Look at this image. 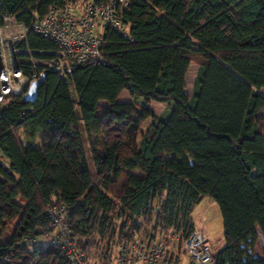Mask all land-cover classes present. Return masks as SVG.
I'll return each mask as SVG.
<instances>
[{"label":"trees","instance_id":"1","mask_svg":"<svg viewBox=\"0 0 264 264\" xmlns=\"http://www.w3.org/2000/svg\"><path fill=\"white\" fill-rule=\"evenodd\" d=\"M82 1L0 0V13L28 24ZM115 16L125 30H105L97 61L69 62L67 78L46 69L34 101L0 104V264H65L58 247L22 241L44 235L52 199L98 264L121 240L171 229L178 253L158 264L177 263L204 195L223 223L213 264H264V0H129ZM20 45L57 49L33 30ZM123 90L131 99H118ZM151 100L166 104L161 114Z\"/></svg>","mask_w":264,"mask_h":264},{"label":"built area","instance_id":"2","mask_svg":"<svg viewBox=\"0 0 264 264\" xmlns=\"http://www.w3.org/2000/svg\"><path fill=\"white\" fill-rule=\"evenodd\" d=\"M128 1L83 0L78 6L67 3L51 7L43 17L28 24L18 21L14 13H0L3 21L16 27L6 37L3 35L5 25L0 22V104H4L9 95L24 96L30 82L38 79L46 69L57 71L60 78H67L69 62L97 61L101 56L105 30H125L115 12ZM28 30L49 37L57 44V49L21 46L20 41ZM46 212L50 220L44 235L24 236L22 241L33 247L43 243L58 247L66 257L65 264H98L77 247L71 233L68 206L52 199L46 205ZM179 238V232L171 229L164 236L121 240L109 264H158L164 260L168 263L178 253ZM181 251L187 254L188 264H213L209 238L202 225L195 226L184 238Z\"/></svg>","mask_w":264,"mask_h":264},{"label":"rangeland","instance_id":"3","mask_svg":"<svg viewBox=\"0 0 264 264\" xmlns=\"http://www.w3.org/2000/svg\"><path fill=\"white\" fill-rule=\"evenodd\" d=\"M2 24L5 25L3 35H5L6 37L11 31H15L16 27L12 23L3 21ZM197 68H198V63L196 61H191L187 74H186V91L188 94H191L192 92L193 81H194ZM118 99L119 100H129L131 99V97L129 93L127 92V90H123L119 94ZM148 105L157 115L161 114L166 107L165 103L155 101V100H151L148 103ZM150 121H151V118H147L141 124L139 128V136H138L139 138H140V134L145 131ZM82 136L84 137L85 134ZM84 140H85V155H86L87 166H88L92 181L95 182V169H94L93 161L91 158L90 146H89L88 140L86 141V137H84ZM3 161L6 162L5 159H3ZM192 216L196 223L203 224L205 227H207L210 233L209 245H210L211 252L216 253L224 245L222 216H221L217 203L209 196H206V195L202 196L201 199L197 202V204H195L193 211H192ZM261 239H262V235H261ZM255 251L256 252L259 251V246H256ZM181 256H182V260L185 262L184 264H186L189 260L187 254L182 251Z\"/></svg>","mask_w":264,"mask_h":264},{"label":"water","instance_id":"4","mask_svg":"<svg viewBox=\"0 0 264 264\" xmlns=\"http://www.w3.org/2000/svg\"><path fill=\"white\" fill-rule=\"evenodd\" d=\"M44 74H45V71H43L41 73V75L38 79L32 80L30 82V84L28 85L27 90L23 96L24 99H26L27 101H30V102L35 100V98L37 97L38 88L41 85V83L43 82Z\"/></svg>","mask_w":264,"mask_h":264},{"label":"crops","instance_id":"5","mask_svg":"<svg viewBox=\"0 0 264 264\" xmlns=\"http://www.w3.org/2000/svg\"><path fill=\"white\" fill-rule=\"evenodd\" d=\"M259 91H260L261 93L264 94V86L261 87V88L259 89ZM186 92H187V91H186ZM197 225H202V226H204L203 224H200V223H196V226H197ZM204 227H205V226H204ZM205 230H206V232H207V235H208V238H209V241H210V233H209L207 227H205ZM257 232H258L257 246H259V251H258V252H255V254L260 255V254L262 253V251H263V248H264V241H263V237H262V239H261V235H260V233H259V232H260L259 229H257ZM181 252H182V251H181ZM181 252H180V259H179V261L177 262V264H184V263H185V262L182 260ZM186 264H188V262H187Z\"/></svg>","mask_w":264,"mask_h":264}]
</instances>
